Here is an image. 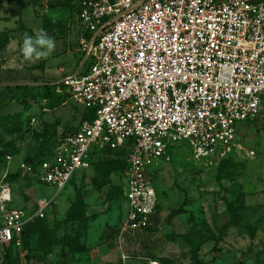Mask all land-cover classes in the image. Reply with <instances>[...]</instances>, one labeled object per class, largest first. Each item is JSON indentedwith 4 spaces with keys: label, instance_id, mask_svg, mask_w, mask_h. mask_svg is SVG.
Segmentation results:
<instances>
[{
    "label": "built area",
    "instance_id": "obj_1",
    "mask_svg": "<svg viewBox=\"0 0 264 264\" xmlns=\"http://www.w3.org/2000/svg\"><path fill=\"white\" fill-rule=\"evenodd\" d=\"M75 5L81 62L54 86L92 116L61 132L45 157L22 168L38 185L58 191L93 158L124 149V217L113 233V250L120 264H161L150 245L158 204L154 167L182 143L220 159L236 146L239 123L260 115L264 0ZM53 198L14 206L11 183L0 177V249H21L25 226L44 218Z\"/></svg>",
    "mask_w": 264,
    "mask_h": 264
},
{
    "label": "rangeland",
    "instance_id": "obj_2",
    "mask_svg": "<svg viewBox=\"0 0 264 264\" xmlns=\"http://www.w3.org/2000/svg\"><path fill=\"white\" fill-rule=\"evenodd\" d=\"M66 1L0 0V177L11 183L14 206L54 196L44 223L16 249L19 264H119L107 234L124 217L118 153L101 154L58 191L38 185L22 168L28 156L76 127L83 112L54 86L81 62L79 26L61 8ZM45 17L60 25L45 29ZM39 30L56 39L57 49L47 59L25 61L23 37ZM238 127L236 146L220 159L182 143L154 167L158 207L150 245L166 257L164 264H264V104L255 120ZM77 199L82 214L65 221ZM5 254L0 249V264Z\"/></svg>",
    "mask_w": 264,
    "mask_h": 264
},
{
    "label": "trees",
    "instance_id": "obj_3",
    "mask_svg": "<svg viewBox=\"0 0 264 264\" xmlns=\"http://www.w3.org/2000/svg\"><path fill=\"white\" fill-rule=\"evenodd\" d=\"M75 1L76 0H67L66 3L61 5V8L62 9L66 8L67 10H69L70 12L73 13L74 9H75V6H76L75 5ZM57 6L58 5H55L54 7H57ZM43 23H44V28L47 29V30H51L52 28L58 27L60 25V21H57L55 19H50V18H47V17H45ZM4 40H6V37H5ZM91 116H92L91 112L84 111L83 114L81 115V118H88V117H91ZM52 146L48 147V149H46L45 151H43V152H41L39 154H32V155L28 156L26 158V161L29 162V161H31L33 159L34 160L35 159L39 160L42 157H45L48 154V152L51 150ZM106 152L118 153V155L120 157V159H119V161H120L119 173H121L122 170L124 169L125 165H126L125 159H124L125 150L124 149H118L116 151H106ZM99 157H100V155H98L96 158H93L91 160V166L94 165V163L99 159ZM6 180L9 181L8 179H6ZM120 193H121V196H122L121 189H120ZM77 200L72 205H70L68 210L66 211L65 219H64L65 221H72V220L76 219L79 215L82 214L83 210L81 209L79 211V208H78L82 204V201H81V199L78 200L79 202ZM157 207H158V204L156 205V208ZM178 211H179V209L173 210L170 213H175L176 214ZM44 220H45V217L44 218H39V219H36L34 222H31V223H29V224H27L25 226V228H24V230L22 232V243L23 244H24V241H26V239L30 236V234L36 229V227L39 224H41V223L43 224L44 223ZM115 230L116 229H112L111 234L108 235L109 238H111V235L114 233ZM75 242L76 241L73 242L71 240L68 241V243H75ZM4 250L6 251V254L4 255V260H3L2 264H19V254L17 255L16 248H14L12 245H10V246L4 248ZM62 256L66 258V255H65L64 252H62ZM160 261H161V264H164L165 261H166V257H160ZM61 264H64V261Z\"/></svg>",
    "mask_w": 264,
    "mask_h": 264
},
{
    "label": "clouds",
    "instance_id": "obj_4",
    "mask_svg": "<svg viewBox=\"0 0 264 264\" xmlns=\"http://www.w3.org/2000/svg\"><path fill=\"white\" fill-rule=\"evenodd\" d=\"M57 49L56 39L46 31L39 30L25 34L21 44V54L25 61H40L51 57Z\"/></svg>",
    "mask_w": 264,
    "mask_h": 264
},
{
    "label": "crops",
    "instance_id": "obj_5",
    "mask_svg": "<svg viewBox=\"0 0 264 264\" xmlns=\"http://www.w3.org/2000/svg\"><path fill=\"white\" fill-rule=\"evenodd\" d=\"M120 189H121V187H120ZM27 206H29V205H27ZM30 206H32V205H30ZM122 219H123V218H122ZM121 221H122V220H121ZM121 221H120V222H121ZM119 224H120V223H119ZM118 226H119V225H118ZM118 226H117V227H115V228H112V229H117V228H118ZM112 229H108V233H107L108 235H109V234H111V232H112ZM112 239H113V234L111 235V240H112ZM113 252H114V251H113ZM114 253H115V252H114ZM115 254H116V253H115ZM116 258H117V255H116ZM118 263H119V262H118ZM119 264H120V263H119Z\"/></svg>",
    "mask_w": 264,
    "mask_h": 264
}]
</instances>
